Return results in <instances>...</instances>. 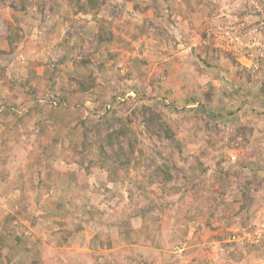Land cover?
<instances>
[{
    "label": "rangeland",
    "instance_id": "1",
    "mask_svg": "<svg viewBox=\"0 0 264 264\" xmlns=\"http://www.w3.org/2000/svg\"><path fill=\"white\" fill-rule=\"evenodd\" d=\"M102 2L0 0V264H264V73L208 39L264 0ZM59 100L93 151L129 133L43 161Z\"/></svg>",
    "mask_w": 264,
    "mask_h": 264
},
{
    "label": "trees",
    "instance_id": "2",
    "mask_svg": "<svg viewBox=\"0 0 264 264\" xmlns=\"http://www.w3.org/2000/svg\"><path fill=\"white\" fill-rule=\"evenodd\" d=\"M102 5H103L102 0H93V4H91V8H92V11H95L94 14L101 11ZM101 22H103V21H99V23H101ZM98 26H99V24H98ZM98 34H99L98 37L99 38L101 37V39L105 40V41L114 39L113 36L110 37V35L108 34V30L105 29L104 26H101V25L98 27ZM209 38L212 41L211 36L208 37V39ZM10 39H14V38H10ZM8 44H9V47L11 48L13 45V42L11 40H9ZM9 52L14 53L15 51L11 48V49H9ZM9 86L11 87V85H9ZM53 106L55 108H53V111L51 114V119H50L52 122L53 134L49 139L50 143H48V144L47 143H41L39 145V147L42 150L41 154H42V160L43 161L47 160L49 157H51L52 159H54V157H56L57 159H61L66 164L75 163V162L78 164H80V163L83 164L84 162H88L89 164L94 165L95 161L92 162L91 159L89 158L90 155H92V157L95 156L97 158L96 162L101 161V163H102L106 159L104 148L105 147L112 148V141H113V139H115V135L117 133H121V135H123V137H126L127 133H129L128 129L125 126V123H120L118 129L113 131L112 133H107L103 140L93 142L94 144H97L96 150L93 151L92 150L93 144L90 143L91 144L90 145L86 142L88 134L90 133L89 132L90 127H88L89 125L87 124V121H85L81 117L78 118L77 116H79V115L77 114V111L76 110L71 111L69 109L68 105L64 101H61V100L56 101ZM75 114L77 115L76 117H74ZM75 118L77 120V124L72 125L71 121H73ZM106 120H107L108 124H110V125H113L114 123H116L113 120H109V119H106ZM117 123H119V122H117ZM80 129H83V130L85 129V130L84 131H78ZM43 130H44V128H43ZM242 131H240V134L245 135V133ZM247 133H249V132H247ZM74 135L77 136V138H79V143L82 142V148L79 151H77L73 146L74 150L72 152L74 154L71 156L67 155V153H60V154L55 153L57 151V146L61 143L63 138L69 137L71 139V143L69 142V145L73 144L72 139L74 138ZM246 135H248V134H246ZM243 138H245V136ZM44 153H47V156H45ZM165 169L163 171H165ZM50 172H53L54 176L51 175ZM49 174L53 178L54 177L58 178V175H55V172L52 170L51 165H49ZM219 174L222 175L221 173H219ZM219 179H220L221 184L225 183V181L227 180V179L222 178V177ZM243 198L246 200L248 198L247 194H243Z\"/></svg>",
    "mask_w": 264,
    "mask_h": 264
},
{
    "label": "built area",
    "instance_id": "3",
    "mask_svg": "<svg viewBox=\"0 0 264 264\" xmlns=\"http://www.w3.org/2000/svg\"><path fill=\"white\" fill-rule=\"evenodd\" d=\"M212 24L215 49L236 57L238 62L244 61L243 66L253 72L264 73V19L249 30L233 22ZM263 229L256 233L259 238L264 236Z\"/></svg>",
    "mask_w": 264,
    "mask_h": 264
},
{
    "label": "crops",
    "instance_id": "4",
    "mask_svg": "<svg viewBox=\"0 0 264 264\" xmlns=\"http://www.w3.org/2000/svg\"><path fill=\"white\" fill-rule=\"evenodd\" d=\"M220 61H221V62H220ZM226 62H227V60H220V59H219V63H220V64L223 63V65H224V64H226ZM239 64H240V63H239ZM239 66H240V69H241V68H245V66H243V65H241V64H240ZM246 69H247V67H246ZM241 74H242V73H241ZM194 76H196V75H194ZM260 79H261V80H260ZM252 81H259V82H258L259 84H258V83H254V82H253V83H254V84H258V85H260V84L264 85V82H262V81H264V79H262V78H260V77H259V79H253ZM229 88H231V91H230V92L232 93V92H233V87H232V85H230ZM240 92H241V91H240ZM261 99H263V98H261ZM262 102H263V100H262ZM219 104H220V103H219Z\"/></svg>",
    "mask_w": 264,
    "mask_h": 264
},
{
    "label": "clouds",
    "instance_id": "5",
    "mask_svg": "<svg viewBox=\"0 0 264 264\" xmlns=\"http://www.w3.org/2000/svg\"><path fill=\"white\" fill-rule=\"evenodd\" d=\"M239 63V62H238Z\"/></svg>",
    "mask_w": 264,
    "mask_h": 264
}]
</instances>
